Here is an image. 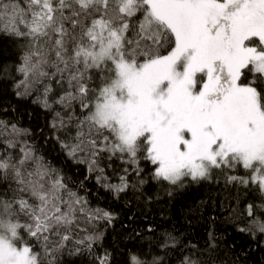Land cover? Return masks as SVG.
I'll return each instance as SVG.
<instances>
[{"label": "snow or ice", "instance_id": "1", "mask_svg": "<svg viewBox=\"0 0 264 264\" xmlns=\"http://www.w3.org/2000/svg\"><path fill=\"white\" fill-rule=\"evenodd\" d=\"M0 38L19 49L16 96L36 94L67 157L103 187L136 185L128 167L109 183L102 153L140 185L141 161L178 189L222 172L258 194L238 230L264 237V0H0ZM28 134L0 120V264H169L171 233L118 260L99 227L115 216L69 188Z\"/></svg>", "mask_w": 264, "mask_h": 264}, {"label": "trees", "instance_id": "2", "mask_svg": "<svg viewBox=\"0 0 264 264\" xmlns=\"http://www.w3.org/2000/svg\"><path fill=\"white\" fill-rule=\"evenodd\" d=\"M18 63L17 46L0 38V69H7L0 70V120L27 129L29 134L20 139L59 169L69 188L86 197L90 207L107 210L115 216L110 225L101 222L99 227L105 231L104 246L118 260L123 261L130 252L144 251L150 239L159 241L164 233H171L180 238L181 244L169 250V264H180L184 256L197 260L198 264H264V237L257 234L253 238L238 230L247 226L246 205L259 202L255 191L228 183L222 172H214L210 181L185 180V186L178 189L153 180L149 174L151 166L144 161H141L144 172L140 178L146 183L140 185L131 166L115 158L110 160L107 153H102L99 164L109 183L118 184L123 168L128 167L129 184L136 185L117 197L102 182H97L100 173H90L86 162L76 163L67 157L56 139L57 136L64 139V133L51 128L53 113L33 102L36 94L16 96L14 84L22 79L16 71ZM4 148L0 143V150ZM229 174L245 175V172L237 168ZM168 190L171 196L167 195Z\"/></svg>", "mask_w": 264, "mask_h": 264}]
</instances>
